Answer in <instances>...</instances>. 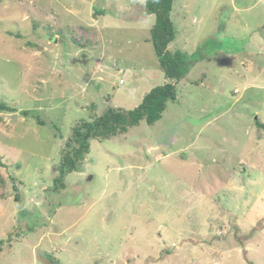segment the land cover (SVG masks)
I'll return each instance as SVG.
<instances>
[{
  "label": "rangeland",
  "instance_id": "obj_1",
  "mask_svg": "<svg viewBox=\"0 0 264 264\" xmlns=\"http://www.w3.org/2000/svg\"><path fill=\"white\" fill-rule=\"evenodd\" d=\"M145 3L0 0V264H264V0H176L177 99L55 186L74 125L165 82Z\"/></svg>",
  "mask_w": 264,
  "mask_h": 264
},
{
  "label": "trees",
  "instance_id": "obj_2",
  "mask_svg": "<svg viewBox=\"0 0 264 264\" xmlns=\"http://www.w3.org/2000/svg\"><path fill=\"white\" fill-rule=\"evenodd\" d=\"M175 1L146 0L145 3L146 13L155 15V23L151 28V40L158 55L160 67L164 72L165 82L147 92L141 103L133 109L127 110L109 105L100 115L91 120L83 119L74 125L62 149L60 174L54 180L56 188H64L65 174L79 169V162L90 151L91 139H105L126 132L130 126L138 125L142 120L153 124L161 118L167 102L177 99V82L186 75L189 64L184 59L183 51L169 49V44L177 35L176 25L172 19ZM196 60H193L192 65L196 63ZM0 111L16 112L18 109L5 101H0ZM21 113L29 115L30 111L21 110ZM38 122L42 121L38 120ZM257 125L264 127V124L260 122H257ZM0 165L5 166L1 155ZM15 200L20 201L19 193H16ZM1 242L4 241L1 240ZM1 249L0 245V251Z\"/></svg>",
  "mask_w": 264,
  "mask_h": 264
},
{
  "label": "built area",
  "instance_id": "obj_3",
  "mask_svg": "<svg viewBox=\"0 0 264 264\" xmlns=\"http://www.w3.org/2000/svg\"><path fill=\"white\" fill-rule=\"evenodd\" d=\"M122 84L124 83V80L123 79H121V81H120Z\"/></svg>",
  "mask_w": 264,
  "mask_h": 264
}]
</instances>
